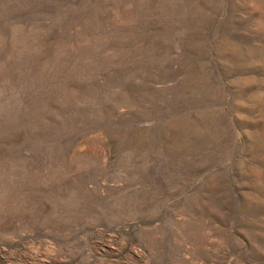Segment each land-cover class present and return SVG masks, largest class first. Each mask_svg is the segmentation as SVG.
I'll return each mask as SVG.
<instances>
[{
	"label": "rangeland",
	"instance_id": "1",
	"mask_svg": "<svg viewBox=\"0 0 264 264\" xmlns=\"http://www.w3.org/2000/svg\"><path fill=\"white\" fill-rule=\"evenodd\" d=\"M0 264H264V0H0Z\"/></svg>",
	"mask_w": 264,
	"mask_h": 264
}]
</instances>
